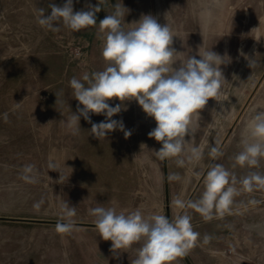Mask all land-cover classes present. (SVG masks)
I'll list each match as a JSON object with an SVG mask.
<instances>
[{
    "label": "rangeland",
    "instance_id": "rangeland-1",
    "mask_svg": "<svg viewBox=\"0 0 264 264\" xmlns=\"http://www.w3.org/2000/svg\"><path fill=\"white\" fill-rule=\"evenodd\" d=\"M64 2L0 0V216L7 217L0 218V264H132L139 243L117 250V258L95 225L80 224L94 223L89 209L96 206L117 213L139 209L145 217L188 214L199 236L173 264H264V187L248 192L236 183L239 194L232 204L214 206L207 217L175 205L176 199H200L210 164L223 165L238 181L251 171L264 174V157L251 168L235 160L242 140L251 142L247 126L253 115L264 110V0H122L125 28L142 14L169 24L172 46L180 52L177 62L199 59L198 52L206 50L231 57L221 65L223 111L210 99L194 121L193 137H186L191 140L185 151L163 159L153 151L161 144L148 136L156 123L134 100L112 117L131 132L127 138L116 130L98 140L83 117L78 134L67 128L65 121L78 104L69 82L106 67L99 21L119 0H106L97 25L79 31L61 22L53 32L37 23V8L50 13V3ZM88 4L98 0H73V10H87ZM249 59L255 60L251 68ZM105 119L91 114L93 123ZM217 145L223 155L213 158L209 151ZM193 147L202 151L200 160L188 159ZM25 165L34 166L36 183L21 179ZM172 173L180 179L170 180ZM65 202L76 207L72 219L79 222L70 234L55 229Z\"/></svg>",
    "mask_w": 264,
    "mask_h": 264
},
{
    "label": "clouds",
    "instance_id": "clouds-1",
    "mask_svg": "<svg viewBox=\"0 0 264 264\" xmlns=\"http://www.w3.org/2000/svg\"><path fill=\"white\" fill-rule=\"evenodd\" d=\"M106 0H98L97 5H86L87 10L74 11L73 0H65L63 5L50 3V13L45 8H37V23L53 32L59 31V24L79 31L97 25V13L101 11ZM114 11L99 21L102 33V56L106 67L102 71L85 74L81 79L73 77L69 84L77 104L76 112L65 121L72 133L81 130L80 119L91 124L90 133L98 139L116 130L124 132L125 137L131 132L125 130L122 120L112 119L122 110H126L125 102L136 101L143 112L154 119L156 126L148 132L149 138L161 144L159 150H153L161 159L178 157L185 151V145L194 135V121L200 118V110L204 109L210 99H214L221 111L224 104L219 99L226 81L221 65L231 63V57L225 53L206 50L196 56H188L186 60L177 62L180 52L172 46L175 37L169 24H161L152 14H142L138 21L125 28V7L122 0L113 6ZM240 55L245 54L241 51ZM248 59L247 56H245ZM254 59H249V67H253ZM56 98L58 93H54ZM117 99L120 103L113 105L109 101ZM57 101V99H56ZM21 103V102H20ZM19 104V103H17ZM82 106V107H81ZM91 114L104 115L106 119L93 123ZM7 121L8 114H3ZM251 137L242 140V150L235 156L240 165L258 167L260 157H264V110H258L248 124ZM146 146V145H145ZM213 158L222 156L220 147L213 146L209 151ZM203 156L198 147L191 149L189 160H200ZM185 161L177 159L183 166ZM50 170L55 171L57 165L50 161ZM27 183H36L33 165H25L21 175ZM170 180H179V174L172 173ZM205 190L198 201L175 200L179 209L191 207L206 217L210 210L217 206L228 208L233 196L239 194L234 187L240 183L243 189L252 192L256 187H264V174L249 172L239 181L223 165L210 164L204 177ZM227 186V187H226ZM252 204L258 203L256 200ZM34 207L39 208L37 203ZM62 217L58 219L55 229L59 233L70 234L78 229L72 218L76 216V207L65 202L61 206ZM95 217L94 224L100 237L111 241V250L115 257L117 250L128 249L133 244H140L137 256L132 264H173L196 241L199 233L193 230L191 217L178 213L174 218L162 214L145 217L139 209L125 213H117L113 207L96 206L89 209ZM210 237L205 236L207 243Z\"/></svg>",
    "mask_w": 264,
    "mask_h": 264
},
{
    "label": "water",
    "instance_id": "water-1",
    "mask_svg": "<svg viewBox=\"0 0 264 264\" xmlns=\"http://www.w3.org/2000/svg\"><path fill=\"white\" fill-rule=\"evenodd\" d=\"M0 218H7V217L0 216ZM76 223H79V222H76ZM80 224H84V225H95L94 223H80Z\"/></svg>",
    "mask_w": 264,
    "mask_h": 264
}]
</instances>
